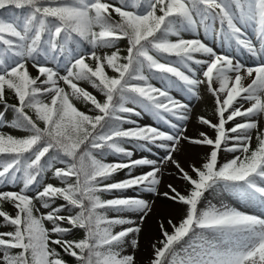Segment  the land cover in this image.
I'll use <instances>...</instances> for the list:
<instances>
[{
  "label": "snow or ice",
  "instance_id": "obj_1",
  "mask_svg": "<svg viewBox=\"0 0 264 264\" xmlns=\"http://www.w3.org/2000/svg\"><path fill=\"white\" fill-rule=\"evenodd\" d=\"M201 86L212 133L190 137L173 92ZM0 106V128L23 132H0V264H140L155 201L129 190L181 216L161 219L146 264H264V0H0ZM182 141L208 148L188 170ZM153 148L159 160L135 156ZM169 166L183 192L159 191ZM224 193L259 212L213 203Z\"/></svg>",
  "mask_w": 264,
  "mask_h": 264
},
{
  "label": "rangeland",
  "instance_id": "obj_2",
  "mask_svg": "<svg viewBox=\"0 0 264 264\" xmlns=\"http://www.w3.org/2000/svg\"><path fill=\"white\" fill-rule=\"evenodd\" d=\"M248 33L251 36V29H248ZM210 45L213 43L212 39L209 38L207 41ZM126 41L121 42V49L122 51L124 49H126ZM216 47V50L218 52H224V51H230V54L236 56L237 59H240L242 61H244L246 64H251L254 61L248 57V54L243 52L242 50L236 49L235 47H233L231 50L227 49V48H223L221 47L219 44L214 45ZM31 71L35 74V69H31ZM155 83V82H154ZM82 86L88 88V90L92 91L95 94V90L91 89L89 85L82 83ZM173 94L177 97L180 98L186 102H188L191 106V117L192 119L187 122V135L190 137H197L199 135L200 131H205L207 133H209L211 135L212 130L208 129L206 126H202L200 125L197 120L196 117L197 116H204L206 118H212L213 116V110H214V102H213V98L211 96L210 93H208L205 90V86H201V88L199 89V98L196 97H191L187 94H185L184 92L177 90H174ZM78 106H80V108L82 110H87V108L89 107V105H85L81 102H77ZM3 110V107L0 106V111ZM7 118L8 120H10V114L9 111L7 112ZM134 119L139 120V122L143 125V124H153L155 125V121L153 120V118L148 115V114H143L141 117H134ZM159 127L164 128V125H159ZM196 128V130L194 129ZM170 131V129H168ZM199 131V132H198ZM0 132H6V133H11L13 135H23V132L17 129H13L10 127H4V128H0ZM255 142V137L253 139V144ZM182 145H186V146H192L190 144H188L186 141H182ZM126 147H129L128 145H125ZM192 147H200L204 149V152L202 153L203 155L196 157L195 161H189V163H187V160L182 161V159L179 156L180 153H182L183 147L181 148V150L177 153L174 154L175 158L182 164L183 167H185L186 170L189 169V166L192 163H196L197 165L200 164V162L204 159V155L205 153L208 151V148L206 146H192ZM159 155H162L161 150L159 149H155L153 148V150L151 152L148 151H141L140 149L136 150L135 156L136 157H141V156H145L148 158H155L157 160H159ZM232 154L230 153H222L221 154V160L223 161L225 158H230ZM109 159H118V157H109ZM185 159V158H184ZM188 159V158H186ZM126 171V170H125ZM141 171H143L142 169H137L136 172L137 174H139ZM124 173H120L119 177H123ZM47 182L50 183H57V181L54 180V178L51 177V175L49 174V176L47 177ZM169 183H172L174 186L177 187L178 190H180L181 192H183L185 190V183L183 181H181L176 174V170L174 169V166H169V168L164 172V175L162 177V183L159 186V191L161 193L165 192V191H169L167 188V185ZM5 190H18V188H11V189H5ZM127 195H131V196H139L141 198H145V199H149L150 198V202L155 201V203L153 204V210L150 213L149 218L147 219L143 231L141 233V250L137 255V259L140 262V264H146V261L148 259V256L151 253V243H152V238L154 237H158L160 235V229H159V224L161 222V219L164 218L165 219V223H166V219L170 218L173 220V222H178L179 219L181 218L180 213L178 212V210H170L168 212L167 215H164L163 217H161L159 215L161 210H157L155 207H157V205L159 204H168L171 205L172 202L171 201H167L166 198L164 196H155L151 193H145V192H139V191H132L129 190L128 193H126ZM210 199H212L210 197ZM220 199H223L224 202L229 203L231 206L234 207H238L241 210H245L248 211L250 213H258L259 209H257L256 207L252 206V205H246L244 201H242L241 199H239L238 197L232 195V194H228V193H224L221 196H217L215 199H213V203H217ZM59 203V202H57ZM37 207H39V204L37 202ZM3 209L6 211H9L10 213H14V209L12 208V206L10 204L4 203L3 204ZM41 211H45L43 209H41ZM152 225H154V229H155V234L152 232ZM48 227H51V225H47ZM152 228V229H151ZM0 230H7V229H0ZM82 233L79 230H74V236L72 238L76 239L77 237L81 236Z\"/></svg>",
  "mask_w": 264,
  "mask_h": 264
},
{
  "label": "bare ground",
  "instance_id": "obj_3",
  "mask_svg": "<svg viewBox=\"0 0 264 264\" xmlns=\"http://www.w3.org/2000/svg\"><path fill=\"white\" fill-rule=\"evenodd\" d=\"M196 130V128H194ZM199 132V131H198ZM204 152V149L203 148H200V147H192V146H186V145H183V150H182V153H180L179 156L182 155V157H180L182 159V161H185L187 160V163H189V161H195V158L194 156L196 157L197 155V158L198 156H201L203 155L202 153ZM185 158V159H184ZM188 158V159H186ZM157 210H161L159 215L161 217H163L164 215H167L168 212L170 210H177L176 207H168V204H159L157 205V207H155ZM154 225H152V232L155 234V229H154Z\"/></svg>",
  "mask_w": 264,
  "mask_h": 264
},
{
  "label": "trees",
  "instance_id": "obj_4",
  "mask_svg": "<svg viewBox=\"0 0 264 264\" xmlns=\"http://www.w3.org/2000/svg\"><path fill=\"white\" fill-rule=\"evenodd\" d=\"M126 45H127V43H126ZM124 54H126V52H125ZM8 99H9V103H15L14 97H13L11 94H9ZM79 107H80V106H79ZM89 107H90V105H89ZM9 114H10V120L13 119L14 114L11 112V110H9ZM254 143H255V142H254ZM58 202L60 203V201H58ZM81 236H82V235H81ZM81 236L77 237L76 239L81 238ZM57 250H58V251H61L59 248H58ZM66 259H68L69 261H71V258H70V257H66Z\"/></svg>",
  "mask_w": 264,
  "mask_h": 264
}]
</instances>
